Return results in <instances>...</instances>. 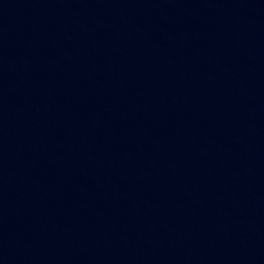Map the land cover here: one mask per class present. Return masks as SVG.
<instances>
[{"label":"water","instance_id":"water-1","mask_svg":"<svg viewBox=\"0 0 264 264\" xmlns=\"http://www.w3.org/2000/svg\"><path fill=\"white\" fill-rule=\"evenodd\" d=\"M0 264H264V0H0Z\"/></svg>","mask_w":264,"mask_h":264}]
</instances>
